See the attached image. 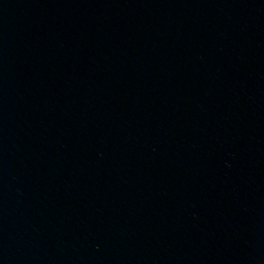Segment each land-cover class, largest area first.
I'll list each match as a JSON object with an SVG mask.
<instances>
[{
	"label": "water",
	"instance_id": "1",
	"mask_svg": "<svg viewBox=\"0 0 264 264\" xmlns=\"http://www.w3.org/2000/svg\"><path fill=\"white\" fill-rule=\"evenodd\" d=\"M0 264H264V0H0Z\"/></svg>",
	"mask_w": 264,
	"mask_h": 264
}]
</instances>
